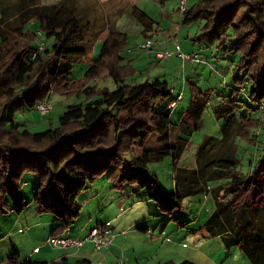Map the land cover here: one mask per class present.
Segmentation results:
<instances>
[{
  "label": "trees",
  "instance_id": "1",
  "mask_svg": "<svg viewBox=\"0 0 264 264\" xmlns=\"http://www.w3.org/2000/svg\"><path fill=\"white\" fill-rule=\"evenodd\" d=\"M183 12L185 23L198 18L206 21L201 36L208 43L235 38L233 47L227 50L241 52L237 70L250 78V98L258 112V118L239 115L243 107L233 98H225L216 106L215 116L224 119L223 137L204 139L196 155L197 168L179 166L185 143L171 134L179 127L190 132L191 127L184 124L202 116L207 102L202 90L192 88L189 108L176 125L171 120L176 99L166 81L127 82L137 70L122 60L120 49L126 43V34L120 30L112 29L110 35L123 34V39L105 38L100 54L88 67L86 83L79 85L70 78L72 64L89 57L86 31L90 22L82 23L73 2L61 0L50 6L34 4L23 9L15 33L7 31L6 15L1 16L0 205L10 199L13 210L21 213L25 208L22 175L25 170L35 171L39 178L35 193L38 209L55 215L58 225L52 235L63 234L80 215L78 196L98 175L109 171L119 186L138 183L155 199L157 180L148 166L171 157L173 203L201 193L212 194L215 210L201 228L204 235L221 237L227 247L239 246L255 264H264V146L245 174L239 169L241 160L237 157L238 138L256 144L260 130L253 135L252 130L264 126V0H199L193 9L186 7ZM133 13L145 24L146 31L152 29L153 20L145 11L135 6ZM30 20L39 21L43 36L51 41L41 40L44 47L40 50L39 42L35 43L38 35L32 31L28 43L15 41L8 46L9 37L29 34L25 28ZM103 73L114 78L115 89L89 85L88 81ZM236 82L243 84L244 78H236ZM56 91L87 95L84 102L68 105L58 127L37 133L18 131V111L24 106L36 108ZM164 100L168 101L160 108ZM153 134L159 146L145 147ZM28 139L31 144L25 143ZM137 150L141 151L137 154ZM210 181L222 183L210 188ZM89 263L87 258L71 261L67 256L51 262L31 258L21 261L20 252L13 249L6 264Z\"/></svg>",
  "mask_w": 264,
  "mask_h": 264
},
{
  "label": "rangeland",
  "instance_id": "2",
  "mask_svg": "<svg viewBox=\"0 0 264 264\" xmlns=\"http://www.w3.org/2000/svg\"><path fill=\"white\" fill-rule=\"evenodd\" d=\"M61 0H0V18L2 16V6H6L7 31L15 33L14 28L19 24L20 14L23 9L34 4L50 6ZM81 16L82 23L90 22L86 31V40L89 46V57L72 64V75L70 78L79 85L86 83V72L91 61L100 54L105 38L115 37L123 39V34L110 35L112 29H121L126 32V43L120 49L123 62L130 64L137 71L134 76L127 78L128 83H133V78L137 82L161 79L166 81L173 90L172 98L177 104L171 113V120L174 124L181 123V118L188 110L192 100V88L198 87L207 95V102L202 116L198 119L188 120L191 127L190 132L174 128L172 138L183 140L185 143L179 166L192 165L193 158L196 159L199 146L207 136L222 138V124L224 119L217 118L214 114L216 106L220 105L225 98L238 100L241 105L239 115H251L258 118L257 105L250 98L251 84L250 78L245 77L244 72L237 70L241 61V52H235L227 48H232L235 38L230 36L216 40L214 44L208 43L201 36L205 30L204 19H195L185 23L183 21L184 12L181 9V0H70ZM199 0H187L188 9H193ZM138 7L145 11L153 20L154 32L150 36H145V24L139 21L133 13V8ZM39 21L30 20L25 30L29 34L24 36L15 34L9 37L8 46H12L15 41L27 40L33 37L32 31L41 29ZM148 38L153 41V47L142 49ZM177 39L185 53L197 54L195 60H183L173 55L167 60L155 59L153 51L163 44L165 50H174L175 45L172 40ZM46 40L45 36L38 35L36 42ZM47 43L51 40L47 39ZM161 41V43H160ZM0 36V46H1ZM0 64V71L3 70ZM236 78H244L243 84H238ZM84 81V82H83ZM83 82V83H81ZM89 85H96L98 88H116L113 77H108L103 73L96 79L88 81ZM175 91V92H174ZM179 94L182 97L178 99ZM86 93L64 94L56 91L45 99L54 103L53 109L48 113H43L36 108L24 106L15 117L16 128L23 132L28 130L31 133L43 132L49 128H56L60 125V117L66 111L68 105L81 103L86 99ZM164 100L160 108L165 105ZM254 109V110H252ZM263 116H260L262 118ZM197 121V122H196ZM11 127V126H9ZM263 127V128H262ZM260 133L256 144H252L248 138H238L237 157L241 160L240 171L245 174L250 169V161L256 159L258 153H262L264 146V126L254 128V132ZM156 135L153 134L145 143V147H158ZM26 144H31L28 139ZM138 152V150H137ZM187 168V167H183ZM197 168V165H196ZM149 173L156 177L155 199H151L146 188H142L138 183H125L116 185L110 178L109 171L97 176L89 183L86 189L78 196L77 202L80 205V215L69 225L70 236L79 235L92 224L99 221L105 224L107 220L115 219L116 222L130 223L137 222L126 229L127 244L137 249L145 257L150 259L149 264H166L167 261L160 260L163 257L172 259L186 253L194 252L206 257V264L222 262L226 256L220 246L219 239H195L192 237L195 230L208 217L209 212L214 209L215 201L212 194L201 193L183 199L181 203L174 204L171 195L175 190L174 166L171 157H166L162 161L152 162L148 166ZM22 194L25 208L21 213L13 210V202L0 205V263L6 264L8 256L13 249L20 252V260L29 258L35 247L41 250L35 255L37 259H53L63 255L57 247L48 243L51 231L45 226L47 218H55L52 212H40L35 200V193L38 187V174L32 170H25L22 175ZM225 182V181H224ZM222 181H210L209 186L213 188ZM37 225V226H36ZM35 226V227H33ZM55 226V225H54ZM56 227V226H55ZM148 228V229H146ZM190 234L191 237H187ZM132 236H138V239ZM205 238V237H204ZM203 241V242H202ZM219 242V243H218ZM186 245V246H185ZM86 247V246H85ZM83 247V248H85ZM197 249V250H196ZM219 249H222L219 251ZM73 260L84 258L81 254H76L78 249H71ZM76 251V252H75ZM186 252V253H185ZM214 257V258H211ZM226 258L225 261H227ZM140 263L145 264V259H140ZM225 261L223 263H225ZM228 263V262H227ZM89 264H98L91 261Z\"/></svg>",
  "mask_w": 264,
  "mask_h": 264
},
{
  "label": "crops",
  "instance_id": "3",
  "mask_svg": "<svg viewBox=\"0 0 264 264\" xmlns=\"http://www.w3.org/2000/svg\"><path fill=\"white\" fill-rule=\"evenodd\" d=\"M2 15H6V6H2ZM152 29H149L148 31L144 30L143 33L145 34V36H150L154 30H153V25L150 27ZM122 33L126 34V32L122 31L121 29H119ZM127 38V36H126ZM161 43V41H160ZM180 48L182 49V45L180 43ZM165 48H163V44H159V46H157V48L155 49V51H153L152 53H154L155 55V59L157 60H167L169 59L170 57L168 58H164V59H160L157 57V52L158 51H163ZM177 50L176 46L174 48V50L171 52H175ZM170 51V50H169ZM190 53H191V50H190ZM175 56H177L176 54H173ZM172 55V56H173ZM178 57V56H177ZM180 58V57H178ZM147 79H150L149 77ZM133 81H137L136 78L133 79ZM175 92V91H174ZM177 104V101H175L173 103V106H172V110L175 108V105ZM141 150H139L137 152V154L140 152ZM192 165L190 164L189 166H183L182 167H187V168H196V159L193 158L192 160ZM216 186V185H215ZM215 210V205H214V209L209 212V215L208 217L200 224L199 226V229L195 230L193 233H195L194 235H192V237H194L195 239H198L199 238H203V239H219L220 241V246H218V248H223L225 250V255L224 256V259L222 260V262H218L216 261L215 264H255L252 259L247 255V253L241 249L239 246H231V247H227L222 238L221 237H210V236H206L204 235V232L202 231V226L204 224V222L209 218V216L213 213V211ZM107 222H111V225L115 231V239H114V243L109 247V248H104V249H101V250H96L92 244L88 243L86 244L84 247L85 248H81V249H78L76 252V254H81L84 258H87L91 261H97L98 264H119V259L124 256L125 258V261H126V264H135L136 263H140L139 261V258L141 259H145L144 263L145 264H149L150 263V259H148V257H143L144 255L139 252V250L137 249V245L136 244H133V247H130L129 244H127L126 240H127V233L124 234L123 232H126V229L127 228H130V226H133L134 224H136L137 222L139 221H136V222H132L130 223L131 225H129V223H126V222H120V221H117L115 219H110V220H107ZM44 224L45 226L48 227V229L51 231L50 235H52V232H53V229L55 228V226L58 225V222L56 220V218H47L45 219L44 221ZM96 224H101L99 221H97ZM96 224H92L87 231H85L84 229L81 231V233H79V235H72V236H76V237H84L86 236L90 229L95 226ZM55 225V226H54ZM37 226V225H36ZM35 227V226H33ZM148 229V228H146ZM64 234H67V235H70L68 233V231L64 232ZM189 236V238L191 237L190 234L187 235V237ZM133 238L135 237V239H138V236H132ZM205 237V238H204ZM203 242V241H202ZM219 243V242H218ZM186 246V245H185ZM37 249V247H35L33 249V252L31 253V255L29 256V258L31 259H36V260H41V261H47L49 262V259H37L35 257V255L37 254H40L41 253V250L42 248L37 252L35 253L34 250ZM59 249V248H58ZM60 251L62 252H65L63 255L55 258V259H58V258H61L63 256H67L71 261L73 260V255H71V251L72 250H62V249H59ZM74 250V249H73ZM197 250V249H196ZM222 249H219V251H221ZM186 253V252H185ZM221 253H223L221 251ZM77 254V256H78ZM211 258H214V257H211ZM226 258H228L227 261ZM54 260V259H53ZM160 260H165L167 261L166 264H181L183 263L184 261H190V262H193L195 264H206L207 262V259L206 257L202 256L201 254L197 253L196 251L194 252H189V253H186V255H182L181 257H177L172 259L171 257H163V259H160ZM225 261V263H223ZM149 262V263H148ZM161 261H159V264H162L160 263ZM228 262V263H227ZM263 262H264V258H263Z\"/></svg>",
  "mask_w": 264,
  "mask_h": 264
},
{
  "label": "built area",
  "instance_id": "4",
  "mask_svg": "<svg viewBox=\"0 0 264 264\" xmlns=\"http://www.w3.org/2000/svg\"><path fill=\"white\" fill-rule=\"evenodd\" d=\"M187 7V0H181V9L184 10ZM38 35H43L42 31H38ZM174 45L176 46L177 50L175 52H171L169 50L165 51H158L157 57L160 59L168 58L173 54H176L178 57L182 58L183 60H195L197 54L194 53H185L180 48V42L175 39L172 40ZM39 49H43L44 42L39 41ZM153 47V41L151 38H148L143 44H141L142 49H150ZM182 97V94H179L178 99ZM54 107V103L49 99H44L37 105V109L43 113L50 112ZM263 116V114H262ZM126 234V232H123ZM115 231L111 225V222H106L105 224H96L93 226L89 233L84 237H76L70 236L67 234H58V235H51L48 238V243L54 247H57L62 250H71V249H81L86 244L90 243L96 250H101L104 248H109L115 239ZM39 250L38 248L34 250L37 253ZM119 264H126L124 256L119 259Z\"/></svg>",
  "mask_w": 264,
  "mask_h": 264
}]
</instances>
